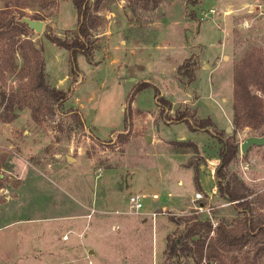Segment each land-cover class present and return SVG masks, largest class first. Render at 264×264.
Returning <instances> with one entry per match:
<instances>
[{"label": "rangeland", "instance_id": "rangeland-1", "mask_svg": "<svg viewBox=\"0 0 264 264\" xmlns=\"http://www.w3.org/2000/svg\"><path fill=\"white\" fill-rule=\"evenodd\" d=\"M25 17L43 21L28 36L49 84L68 92L52 105L30 92L19 49L0 39V264H196L186 247L168 256L166 236L189 219L240 216L220 193L234 175L264 217V143L239 148L219 183L220 142L209 131L239 144L264 135V121L235 127L232 119L234 64L259 47L264 66V0H102L89 17L96 47L74 65L45 35L76 27L72 0H0L2 20ZM189 57L195 79L184 83L177 66ZM250 89L264 102V90ZM157 91L171 106L161 109ZM177 109L212 125L190 128ZM6 158L29 164L23 185ZM135 193L139 211L128 206Z\"/></svg>", "mask_w": 264, "mask_h": 264}, {"label": "trees", "instance_id": "trees-1", "mask_svg": "<svg viewBox=\"0 0 264 264\" xmlns=\"http://www.w3.org/2000/svg\"><path fill=\"white\" fill-rule=\"evenodd\" d=\"M187 1L193 5L200 2V0ZM72 2L77 12L76 27L69 29L68 34L63 37L50 31L45 35L52 43L68 50L70 61L74 65L78 53L89 55L96 47L89 17L92 11L98 10L102 0H72ZM189 14L193 16L194 10L191 9ZM28 31L29 25L20 18L14 21L0 18V39L7 38L9 45L19 49L23 67L26 68L27 89L43 97L48 105L64 100L68 89L64 90L49 84L41 50L28 36ZM196 68V61H191L190 57L178 64L177 70L186 75L184 83H190L195 79ZM251 84L264 90L263 50L259 47L247 51L233 67L232 119L235 127L258 125L264 121L263 98L250 89ZM159 93L161 92L157 91L155 97L161 109L165 104L171 106V101L161 94L158 95ZM177 114L178 120L186 121L193 129L200 126L209 130L212 125L209 117L193 121L192 114L187 115L178 109ZM209 131L218 137L220 142L219 164L215 169V176L219 178L220 183V179L225 177L226 166L238 152L239 142L233 133L223 136V130ZM177 141L197 149L196 143L192 140ZM198 165L199 163L193 165L194 177L196 186L201 188L197 177ZM220 193L226 199L233 201L242 210V214L231 222L220 220L216 224L208 219H189L184 232L177 235L167 234L165 252L168 256L177 255L180 248L186 247L193 252L196 264H258L264 259V217L254 215V200L246 191L245 184L235 175L228 177L224 184H220ZM238 252H241V255H238Z\"/></svg>", "mask_w": 264, "mask_h": 264}, {"label": "water", "instance_id": "water-1", "mask_svg": "<svg viewBox=\"0 0 264 264\" xmlns=\"http://www.w3.org/2000/svg\"><path fill=\"white\" fill-rule=\"evenodd\" d=\"M24 21L27 22V24L29 25L30 28H34L35 30H41L42 25H43V21L42 20H38V19H32L29 17H25ZM226 130H229V127L226 128ZM147 140L150 139V136L147 135L146 136ZM262 144L264 143V135H249L247 136L240 144H239V148L242 152L246 151L247 148L253 144ZM69 160L72 158H68Z\"/></svg>", "mask_w": 264, "mask_h": 264}, {"label": "crops", "instance_id": "crops-1", "mask_svg": "<svg viewBox=\"0 0 264 264\" xmlns=\"http://www.w3.org/2000/svg\"><path fill=\"white\" fill-rule=\"evenodd\" d=\"M5 161H7V167L11 164L9 170L7 169L8 172L13 173L16 178L22 179L21 185H23L31 173V168L25 158H6Z\"/></svg>", "mask_w": 264, "mask_h": 264}, {"label": "built area", "instance_id": "built-area-1", "mask_svg": "<svg viewBox=\"0 0 264 264\" xmlns=\"http://www.w3.org/2000/svg\"><path fill=\"white\" fill-rule=\"evenodd\" d=\"M200 18L203 19L204 16H200ZM2 190H3V187L0 186V191ZM197 195H200V193H197ZM152 197H157V194L153 193ZM128 206L134 211L141 210V208L143 207V194H139V193L130 194L128 196ZM150 212H151L152 217L156 216V210H151Z\"/></svg>", "mask_w": 264, "mask_h": 264}]
</instances>
